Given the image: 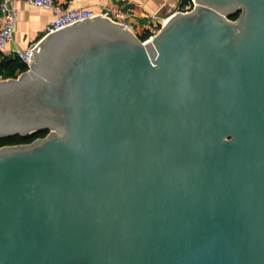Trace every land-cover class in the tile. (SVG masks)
I'll list each match as a JSON object with an SVG mask.
<instances>
[{"label":"water","instance_id":"obj_1","mask_svg":"<svg viewBox=\"0 0 264 264\" xmlns=\"http://www.w3.org/2000/svg\"><path fill=\"white\" fill-rule=\"evenodd\" d=\"M191 1L0 79V139L47 131L0 147V264H264V0Z\"/></svg>","mask_w":264,"mask_h":264},{"label":"crops","instance_id":"obj_2","mask_svg":"<svg viewBox=\"0 0 264 264\" xmlns=\"http://www.w3.org/2000/svg\"><path fill=\"white\" fill-rule=\"evenodd\" d=\"M63 8H111L120 9L130 23L132 32L138 36L148 33L147 25L155 17L154 22H162L173 12L181 9V0H55ZM12 7L17 11L13 38L0 51V59L12 58L16 50L25 49L38 42L42 31L52 18L50 11L36 8L23 1H14Z\"/></svg>","mask_w":264,"mask_h":264},{"label":"built area","instance_id":"obj_3","mask_svg":"<svg viewBox=\"0 0 264 264\" xmlns=\"http://www.w3.org/2000/svg\"><path fill=\"white\" fill-rule=\"evenodd\" d=\"M14 1H23L28 5L51 12L52 18L42 31L41 38L51 32L56 31L62 26L93 15L104 16L113 23L120 24L132 32L130 23L125 18V14L118 8H63L55 0H0V51L3 50L5 48V45L13 38L17 17V11L12 7L11 4ZM191 8L192 1L190 0V4L183 5L179 11H188ZM151 18L152 19H150L147 25V32L149 36L147 39L142 41L143 43L146 40L150 39L159 30L160 26L164 22L163 20L162 22L157 23L154 22L155 17ZM36 43L28 45L25 49L16 50L14 52V57L24 63L27 66V69L29 65L31 50L35 47ZM0 79H2L1 76Z\"/></svg>","mask_w":264,"mask_h":264},{"label":"trees","instance_id":"obj_4","mask_svg":"<svg viewBox=\"0 0 264 264\" xmlns=\"http://www.w3.org/2000/svg\"><path fill=\"white\" fill-rule=\"evenodd\" d=\"M185 4H190V0H181L180 7H182ZM237 15L238 13L232 15L230 18L235 19ZM148 36H149L148 33H144L138 36V38L141 41H144L145 39L148 38ZM26 70H27V66L14 56L12 58L2 57L0 59V76L2 79L16 78L20 73ZM46 134L47 131L42 130V131L33 132L25 136L13 135V136L3 137L0 139V147L6 145L28 144L37 138L44 137Z\"/></svg>","mask_w":264,"mask_h":264}]
</instances>
